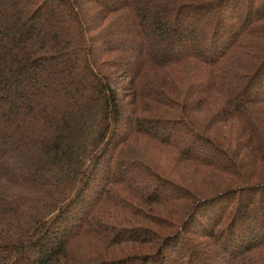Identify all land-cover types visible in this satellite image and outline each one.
<instances>
[{
	"label": "trees",
	"instance_id": "16d2710c",
	"mask_svg": "<svg viewBox=\"0 0 264 264\" xmlns=\"http://www.w3.org/2000/svg\"><path fill=\"white\" fill-rule=\"evenodd\" d=\"M21 3L0 0V264H264V0Z\"/></svg>",
	"mask_w": 264,
	"mask_h": 264
},
{
	"label": "rangeland",
	"instance_id": "374dc122",
	"mask_svg": "<svg viewBox=\"0 0 264 264\" xmlns=\"http://www.w3.org/2000/svg\"><path fill=\"white\" fill-rule=\"evenodd\" d=\"M18 1H20V2H22L21 3V5H23L25 8H27V5H28V3L29 4H32L33 2L35 3L37 0H18ZM23 1H25V2H23ZM53 4H56L55 2L53 3ZM2 9H3V7H2ZM6 10L7 11H9V9L7 8V6L5 5V12H6ZM27 11V10H26ZM39 18V20H40V22H41V20L44 18V16L42 15V16H39L38 17ZM25 21V17H22L21 18V22H24ZM148 20H146V22H145V25H144V27L142 28L143 29V33H144V35H147L148 34V32H147V29H145V27H147L146 25H148V22H147ZM134 35V34H133ZM135 35H141V30H139V29H137L136 30V33H135ZM122 38H124L125 40L127 39V40H129L128 41V43L126 42V44H128V45H131V41L133 40V36L131 35V36H129V35H122L121 36ZM108 39V38H107ZM109 39H112L113 40V42H112V44H117V43H115V37L114 36H110L109 37ZM119 39V38H118ZM117 40V39H116ZM113 77H116V81L119 83V84H122V85H124L126 82H127V80L125 79V78H119V77H117V76H113ZM115 82V81H114ZM117 82H115L116 84H117V86L119 87V85H118V83ZM122 103H123V101H122ZM122 109H123V111H128V105H126V102L125 103H123L122 104ZM202 152L201 153H209L210 152V150H208V149H206V148H204V147H201V149H200ZM131 171H134V169H131ZM138 171V169L136 170V172ZM138 179H140V178H138ZM140 183V185H141V182H139ZM142 183H143V181H142ZM161 193V192H160ZM171 194V193H173L172 191H170V190H164V194ZM223 203V201L220 203V204H222ZM218 204V203H217ZM220 204H218L219 206L217 207V205H216V207H215V209L214 210H212V215H211V217H213V216H215L216 215V213L218 212L217 210L219 209V207H221L220 206ZM217 211V212H216ZM151 226H153V224H151ZM157 227V226H156ZM189 227H191L190 229H193V230H197V229H199L198 227H199V225H197V224H192L191 223V225L189 226ZM254 231H257V229L255 228L254 229ZM186 239H187V236H186ZM188 240V239H187ZM201 241V239L200 240H198V241H195V242H200ZM168 243H170V242H168ZM130 246H132V244H129ZM136 246H138L139 248H138V250L137 251H139L141 248H143V247H145V245H142V246H139L138 244H136ZM178 246H180V244H178ZM170 248H172L173 249V247H171L170 246V244H169V246L167 247L166 246V248H164V249H166V251L173 257V258H175V260L177 261V263H180L181 264V258L179 257V256H176L174 253H172L171 252V250H170ZM174 254V255H173ZM181 256V255H180ZM223 258H225V256L224 257H221L220 259H218V260H215L214 262H212L211 261V263L212 264H223L224 262H225V260L223 259ZM222 260H224V261H222ZM191 264H197L196 262H191Z\"/></svg>",
	"mask_w": 264,
	"mask_h": 264
}]
</instances>
